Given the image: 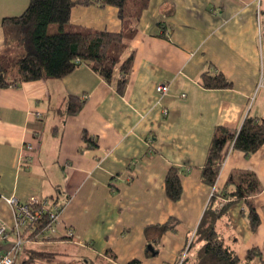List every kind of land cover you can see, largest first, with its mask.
<instances>
[{
  "label": "crops",
  "instance_id": "obj_1",
  "mask_svg": "<svg viewBox=\"0 0 264 264\" xmlns=\"http://www.w3.org/2000/svg\"><path fill=\"white\" fill-rule=\"evenodd\" d=\"M28 3L0 0V50L3 19ZM117 12L77 5L70 22L118 32ZM131 51L122 92L85 64L62 78L0 87V219L13 227L14 207L5 201L11 196L59 207L51 230L25 237L17 264H46L31 258L39 251L63 253L62 264H178L213 190H225L238 170L259 179L252 197L259 226L250 229L238 201L219 228L241 263L252 246L264 256V143L249 155L230 151L213 187L201 179L215 130L264 116V0H149L124 57ZM205 71L222 73L231 86H201ZM162 83L168 89L159 93ZM68 95L86 98L77 114L61 119L56 108ZM171 166L181 171L176 201L164 187ZM163 224L169 228L161 232ZM15 241L13 232L0 241V256Z\"/></svg>",
  "mask_w": 264,
  "mask_h": 264
},
{
  "label": "trees",
  "instance_id": "obj_2",
  "mask_svg": "<svg viewBox=\"0 0 264 264\" xmlns=\"http://www.w3.org/2000/svg\"><path fill=\"white\" fill-rule=\"evenodd\" d=\"M148 2L149 0H29L20 15L6 17L2 21L4 43L0 50V87L17 86L21 82L37 79L62 78L71 74L79 65L85 64L105 81L111 83L115 80L117 90L122 92L128 80L134 52L131 51L126 57L124 54L137 33L140 17ZM77 5L117 8L120 30L109 32L73 25L70 22V12ZM50 24H56L57 27H49ZM199 83L205 88L231 86V82L220 72H203ZM83 104L84 99L68 95L65 104L56 108V111L64 119L77 114ZM83 138L91 141L85 132ZM263 143L264 116L255 118L248 115L237 129L218 127L207 149L201 170L202 181L214 186L231 144L232 150H241L249 155ZM180 172L178 167L171 166L165 176V192L172 201L178 200L181 195ZM224 189L220 192L213 190L183 252L184 258L180 263L182 254L178 264H264V256L257 246L248 249L241 263L235 251L225 243L224 232L219 228L228 206L243 201L247 208L249 227L252 231L257 229L259 215L252 197L261 189L259 179L253 172L238 170L231 175ZM219 198H225L226 202L221 204ZM49 205L42 219L34 224L27 235L28 239L43 234L51 223L49 212L54 203L50 202ZM168 228L166 224L160 225L161 232ZM38 254L46 261L64 255L44 251H39ZM25 263L33 264V261L29 258L23 261ZM14 264H17L16 259ZM78 264L85 263L81 260ZM127 264L140 262L132 260Z\"/></svg>",
  "mask_w": 264,
  "mask_h": 264
},
{
  "label": "built area",
  "instance_id": "obj_3",
  "mask_svg": "<svg viewBox=\"0 0 264 264\" xmlns=\"http://www.w3.org/2000/svg\"><path fill=\"white\" fill-rule=\"evenodd\" d=\"M167 89L168 86L166 83L159 84L155 88V90L159 93H164L167 91ZM85 98L86 96L82 97L84 100ZM26 149L31 150L32 146L27 144ZM230 151H232V144L228 150V153ZM5 201L14 207V223L13 227L9 229L0 219V241H7L10 232H13L16 235V241L5 251L4 254L0 256V264H14L15 258L22 249L21 246L25 242V237H27L28 233L32 231L34 224L42 219L46 208H48L49 201L45 198L31 197L25 202H20L14 196L5 198ZM58 211V206H52V211L49 212L51 223L45 228V231L52 229V226L57 220ZM183 258L184 253L180 258V263Z\"/></svg>",
  "mask_w": 264,
  "mask_h": 264
},
{
  "label": "rangeland",
  "instance_id": "obj_4",
  "mask_svg": "<svg viewBox=\"0 0 264 264\" xmlns=\"http://www.w3.org/2000/svg\"><path fill=\"white\" fill-rule=\"evenodd\" d=\"M57 27L56 24H50L49 27ZM49 32H51V30H49ZM30 246V245H28ZM26 246V247H28ZM22 248V246H21ZM57 250H61V249H57ZM22 255L26 257V254H24V251L22 252ZM32 254H27V256H31ZM70 255V254H69ZM32 259H34L36 262H40V261H44L46 264H62V261H65L64 259V256H58V258L54 259V260H51V261H46L45 259L41 258V257H38V256H31Z\"/></svg>",
  "mask_w": 264,
  "mask_h": 264
},
{
  "label": "water",
  "instance_id": "obj_5",
  "mask_svg": "<svg viewBox=\"0 0 264 264\" xmlns=\"http://www.w3.org/2000/svg\"><path fill=\"white\" fill-rule=\"evenodd\" d=\"M148 249H149V250H152L151 246L148 245Z\"/></svg>",
  "mask_w": 264,
  "mask_h": 264
}]
</instances>
